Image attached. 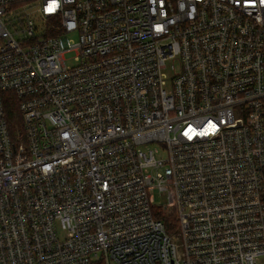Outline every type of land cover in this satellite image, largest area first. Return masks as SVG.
Listing matches in <instances>:
<instances>
[{"label":"built area","instance_id":"built-area-1","mask_svg":"<svg viewBox=\"0 0 264 264\" xmlns=\"http://www.w3.org/2000/svg\"><path fill=\"white\" fill-rule=\"evenodd\" d=\"M0 264H264V2L0 0Z\"/></svg>","mask_w":264,"mask_h":264},{"label":"rangeland","instance_id":"rangeland-1","mask_svg":"<svg viewBox=\"0 0 264 264\" xmlns=\"http://www.w3.org/2000/svg\"><path fill=\"white\" fill-rule=\"evenodd\" d=\"M70 64H72V62H70ZM16 112H17V110H16ZM12 123H13V121H12ZM168 203H169V199H168V196L166 193H160V192L155 193V203L154 204L156 207L162 208L164 205H167ZM163 214H165V213L163 212ZM177 230H178V225H176V223L173 224L172 228L171 227L169 228L170 233H171V231L175 232Z\"/></svg>","mask_w":264,"mask_h":264},{"label":"trees","instance_id":"trees-1","mask_svg":"<svg viewBox=\"0 0 264 264\" xmlns=\"http://www.w3.org/2000/svg\"><path fill=\"white\" fill-rule=\"evenodd\" d=\"M16 110H17L16 104L13 105V107L10 108V111H9V114H8L10 120L16 119ZM163 215H165L164 219H166V221L169 223V216H166L167 214H163Z\"/></svg>","mask_w":264,"mask_h":264},{"label":"snow or ice","instance_id":"snow-or-ice-1","mask_svg":"<svg viewBox=\"0 0 264 264\" xmlns=\"http://www.w3.org/2000/svg\"><path fill=\"white\" fill-rule=\"evenodd\" d=\"M262 2H264V0H262Z\"/></svg>","mask_w":264,"mask_h":264}]
</instances>
